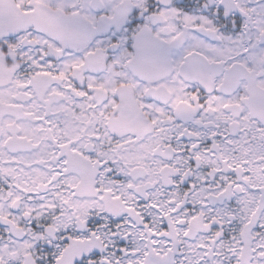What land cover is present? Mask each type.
Wrapping results in <instances>:
<instances>
[{
    "label": "snow or ice",
    "instance_id": "6c2138e0",
    "mask_svg": "<svg viewBox=\"0 0 264 264\" xmlns=\"http://www.w3.org/2000/svg\"><path fill=\"white\" fill-rule=\"evenodd\" d=\"M0 264H264V0H0Z\"/></svg>",
    "mask_w": 264,
    "mask_h": 264
}]
</instances>
